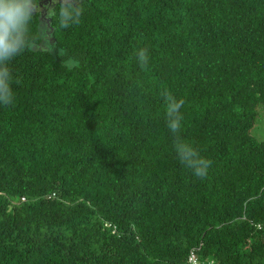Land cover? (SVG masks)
I'll return each instance as SVG.
<instances>
[{
	"label": "trees",
	"instance_id": "1",
	"mask_svg": "<svg viewBox=\"0 0 264 264\" xmlns=\"http://www.w3.org/2000/svg\"><path fill=\"white\" fill-rule=\"evenodd\" d=\"M41 1L0 64V264H264V0H56L47 32Z\"/></svg>",
	"mask_w": 264,
	"mask_h": 264
},
{
	"label": "clouds",
	"instance_id": "2",
	"mask_svg": "<svg viewBox=\"0 0 264 264\" xmlns=\"http://www.w3.org/2000/svg\"><path fill=\"white\" fill-rule=\"evenodd\" d=\"M59 3V19L62 26L67 27L66 22L72 17L73 13L76 16V23H79L83 11L79 0H59ZM29 4L30 0H0V64L12 61L14 57L20 54L22 48L21 33L34 11ZM46 51L56 52L55 46L48 42ZM57 54L63 56V50H60ZM138 59L142 65L147 64L146 49L139 51ZM63 63L68 68L78 66L71 59L65 60ZM11 85L12 74L10 69L8 67L0 68V105L9 106L14 104V92ZM162 95L167 102L168 127L173 133H176L180 128L182 119L180 109L184 104V100H177L167 91L163 92ZM176 149L182 163H187L190 167L194 166L197 176L203 177L206 175L210 161L200 159L193 165L192 158L196 155L194 150L179 141L176 143Z\"/></svg>",
	"mask_w": 264,
	"mask_h": 264
},
{
	"label": "rangeland",
	"instance_id": "3",
	"mask_svg": "<svg viewBox=\"0 0 264 264\" xmlns=\"http://www.w3.org/2000/svg\"><path fill=\"white\" fill-rule=\"evenodd\" d=\"M56 2V0H43L41 1L36 7V11H40V24L41 28L45 30L46 32L48 31V14L49 11L52 7V4ZM32 7V6H31ZM39 47L46 48L47 47V41L46 40H41ZM253 133L260 139H264V111H261L260 117L257 121V126L253 129Z\"/></svg>",
	"mask_w": 264,
	"mask_h": 264
},
{
	"label": "built area",
	"instance_id": "4",
	"mask_svg": "<svg viewBox=\"0 0 264 264\" xmlns=\"http://www.w3.org/2000/svg\"><path fill=\"white\" fill-rule=\"evenodd\" d=\"M181 264H215L214 261H205L197 256L195 248L191 249L185 261Z\"/></svg>",
	"mask_w": 264,
	"mask_h": 264
},
{
	"label": "flooded vegetation",
	"instance_id": "5",
	"mask_svg": "<svg viewBox=\"0 0 264 264\" xmlns=\"http://www.w3.org/2000/svg\"><path fill=\"white\" fill-rule=\"evenodd\" d=\"M43 1V0H42Z\"/></svg>",
	"mask_w": 264,
	"mask_h": 264
}]
</instances>
